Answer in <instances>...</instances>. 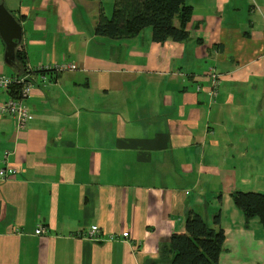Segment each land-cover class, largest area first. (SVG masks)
Instances as JSON below:
<instances>
[{
  "label": "crops",
  "instance_id": "0c3cea01",
  "mask_svg": "<svg viewBox=\"0 0 264 264\" xmlns=\"http://www.w3.org/2000/svg\"><path fill=\"white\" fill-rule=\"evenodd\" d=\"M114 1L4 0L28 69L77 67L36 74L25 128L0 115V264H165L192 211L220 214L219 264H264V226L232 198L264 193V0H186L182 42L98 35ZM4 54L0 36V74H23Z\"/></svg>",
  "mask_w": 264,
  "mask_h": 264
},
{
  "label": "trees",
  "instance_id": "16d2710c",
  "mask_svg": "<svg viewBox=\"0 0 264 264\" xmlns=\"http://www.w3.org/2000/svg\"><path fill=\"white\" fill-rule=\"evenodd\" d=\"M191 16L192 7L186 0H115L110 17L101 11L95 31L98 35L123 39L135 37L143 29L150 27L155 41L171 39L182 42L189 37L186 25ZM176 20L180 21L179 25ZM16 59L21 64L23 73L30 70L21 50H17ZM47 72L53 71L37 70L35 73ZM20 91L21 85H13L10 94L14 97ZM232 198L247 220L257 217L264 226V193L236 190ZM220 224V214L214 217V225L218 226L216 228L209 225L200 213L190 212L186 219V230L171 236L172 258L165 264H219L226 239Z\"/></svg>",
  "mask_w": 264,
  "mask_h": 264
},
{
  "label": "built area",
  "instance_id": "2783aa9c",
  "mask_svg": "<svg viewBox=\"0 0 264 264\" xmlns=\"http://www.w3.org/2000/svg\"><path fill=\"white\" fill-rule=\"evenodd\" d=\"M77 66L73 63H66V64H51V65H39L36 69V71L41 70H49L50 72H59L67 69H75ZM36 71L30 69L27 70L26 73H23L19 76H7L5 74H0V89L9 92L11 91V87L13 85H21V91L17 96H12L7 101L0 103V115H7L11 117H17L18 119V126L20 128H25L30 120L33 118V114L31 112V109L25 104V99L31 94L35 82H36ZM43 73V78L45 79L48 74ZM212 77L215 82L214 84V90L213 92L216 93V86H217V80L219 78V75L216 72H212ZM16 170L13 169H0V178L6 177L8 173H14ZM47 229L43 223L39 224L35 233L38 235H42L46 233ZM102 230L98 227H91L86 231L78 233L80 237H84L87 239L100 241L103 240L102 236ZM129 236V232H123L121 234H109L108 239L114 240L118 238H126Z\"/></svg>",
  "mask_w": 264,
  "mask_h": 264
},
{
  "label": "water",
  "instance_id": "95a60500",
  "mask_svg": "<svg viewBox=\"0 0 264 264\" xmlns=\"http://www.w3.org/2000/svg\"><path fill=\"white\" fill-rule=\"evenodd\" d=\"M0 36L5 44V62L9 66L17 64L16 52L23 39V26L4 0L0 1Z\"/></svg>",
  "mask_w": 264,
  "mask_h": 264
},
{
  "label": "rangeland",
  "instance_id": "374dc122",
  "mask_svg": "<svg viewBox=\"0 0 264 264\" xmlns=\"http://www.w3.org/2000/svg\"><path fill=\"white\" fill-rule=\"evenodd\" d=\"M207 222H208L209 225H212V221L209 220V221H207Z\"/></svg>",
  "mask_w": 264,
  "mask_h": 264
}]
</instances>
